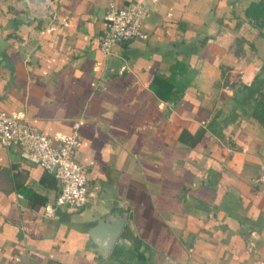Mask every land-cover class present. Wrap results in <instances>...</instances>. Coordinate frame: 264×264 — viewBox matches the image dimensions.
<instances>
[{"label": "crops", "instance_id": "obj_1", "mask_svg": "<svg viewBox=\"0 0 264 264\" xmlns=\"http://www.w3.org/2000/svg\"><path fill=\"white\" fill-rule=\"evenodd\" d=\"M129 1L50 0L36 17L0 0V110L54 141L76 124L87 182L82 206L52 209V172L0 142V264H264L251 0H135L143 36L104 53L105 13ZM117 216L101 257L89 230Z\"/></svg>", "mask_w": 264, "mask_h": 264}, {"label": "built area", "instance_id": "obj_2", "mask_svg": "<svg viewBox=\"0 0 264 264\" xmlns=\"http://www.w3.org/2000/svg\"><path fill=\"white\" fill-rule=\"evenodd\" d=\"M147 12L140 1H129L116 8L110 5L105 13L106 25L98 36V47L104 53L131 38L143 36L142 22ZM68 134L59 135L54 141L39 132L26 119H19L0 110V142L7 146L16 144L19 155L45 170L52 172L58 190L52 209L68 206L77 209L87 200L85 168L73 156L79 145L75 129ZM48 213V210L45 211Z\"/></svg>", "mask_w": 264, "mask_h": 264}, {"label": "water", "instance_id": "obj_3", "mask_svg": "<svg viewBox=\"0 0 264 264\" xmlns=\"http://www.w3.org/2000/svg\"><path fill=\"white\" fill-rule=\"evenodd\" d=\"M49 1L50 0H22L29 12L36 17L44 16L47 13L46 5ZM124 221V216H117L116 218L110 219L100 218L95 225L91 226L89 233L101 257H106L108 255L114 239L118 235Z\"/></svg>", "mask_w": 264, "mask_h": 264}, {"label": "trees", "instance_id": "obj_4", "mask_svg": "<svg viewBox=\"0 0 264 264\" xmlns=\"http://www.w3.org/2000/svg\"><path fill=\"white\" fill-rule=\"evenodd\" d=\"M245 16L251 21L253 27L258 32L264 26V0H251L244 8ZM168 78H173V70L170 71ZM261 83L260 79H255L249 85H244L247 95L252 97V94L258 91V86ZM253 103L251 107L252 115L264 125V92L260 93L258 97H252Z\"/></svg>", "mask_w": 264, "mask_h": 264}]
</instances>
